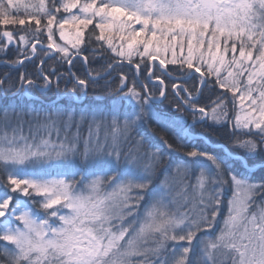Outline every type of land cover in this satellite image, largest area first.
Returning <instances> with one entry per match:
<instances>
[{"label":"snow or ice","instance_id":"obj_1","mask_svg":"<svg viewBox=\"0 0 264 264\" xmlns=\"http://www.w3.org/2000/svg\"><path fill=\"white\" fill-rule=\"evenodd\" d=\"M0 68V264H264V0H0Z\"/></svg>","mask_w":264,"mask_h":264},{"label":"trees","instance_id":"obj_2","mask_svg":"<svg viewBox=\"0 0 264 264\" xmlns=\"http://www.w3.org/2000/svg\"><path fill=\"white\" fill-rule=\"evenodd\" d=\"M50 64H52V61H49V65ZM4 70L5 69L0 68V72H3ZM61 83L63 84V81ZM14 91H15V89H13L11 92L8 93L9 97L12 96V92H14ZM93 96H94V93L90 89L89 90V98L91 99ZM43 99H45V101H43ZM50 99H52V94L51 93H49L47 97H39L37 102L47 104L50 101ZM21 102H23V101H21ZM165 104H167V101H165ZM256 178L260 179V174L259 173L257 174Z\"/></svg>","mask_w":264,"mask_h":264},{"label":"rangeland","instance_id":"obj_3","mask_svg":"<svg viewBox=\"0 0 264 264\" xmlns=\"http://www.w3.org/2000/svg\"><path fill=\"white\" fill-rule=\"evenodd\" d=\"M43 101H45V99H43ZM47 101V100H46Z\"/></svg>","mask_w":264,"mask_h":264}]
</instances>
